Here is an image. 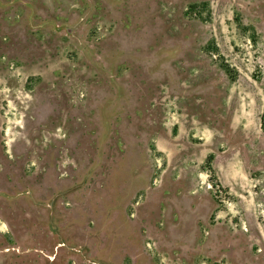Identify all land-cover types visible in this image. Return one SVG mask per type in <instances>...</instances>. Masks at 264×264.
<instances>
[{
  "label": "rangeland",
  "instance_id": "374dc122",
  "mask_svg": "<svg viewBox=\"0 0 264 264\" xmlns=\"http://www.w3.org/2000/svg\"><path fill=\"white\" fill-rule=\"evenodd\" d=\"M263 115L264 0H0V264H264Z\"/></svg>",
  "mask_w": 264,
  "mask_h": 264
},
{
  "label": "trees",
  "instance_id": "16d2710c",
  "mask_svg": "<svg viewBox=\"0 0 264 264\" xmlns=\"http://www.w3.org/2000/svg\"><path fill=\"white\" fill-rule=\"evenodd\" d=\"M227 71L231 73L230 68L227 66ZM262 128L264 129V115L262 116ZM211 165V164H210ZM212 169V167H210Z\"/></svg>",
  "mask_w": 264,
  "mask_h": 264
}]
</instances>
